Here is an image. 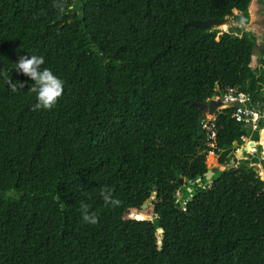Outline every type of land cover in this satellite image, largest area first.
I'll return each instance as SVG.
<instances>
[{
	"label": "trees",
	"instance_id": "16d2710c",
	"mask_svg": "<svg viewBox=\"0 0 264 264\" xmlns=\"http://www.w3.org/2000/svg\"><path fill=\"white\" fill-rule=\"evenodd\" d=\"M250 4L68 0L61 15L53 0H0V264H264V181L252 167L194 183L184 208L176 195L204 179L209 151L222 167L246 140L239 156H264V122L252 130L229 106L204 124L196 105L239 92L261 101L256 37L241 27ZM213 17L235 25L220 39L184 25ZM31 55L64 81L50 110H34V82L14 69ZM102 187L120 206L104 204ZM82 201L98 223L82 219Z\"/></svg>",
	"mask_w": 264,
	"mask_h": 264
},
{
	"label": "clouds",
	"instance_id": "9594fccd",
	"mask_svg": "<svg viewBox=\"0 0 264 264\" xmlns=\"http://www.w3.org/2000/svg\"><path fill=\"white\" fill-rule=\"evenodd\" d=\"M53 6L56 10L63 15L71 11L72 8L68 5V0H53ZM45 63L43 56L31 55L20 56L18 61L14 64V69L17 73H22L29 77L34 83L30 91L36 94V103L33 108L50 110L57 103L58 99L62 96L64 90V81L48 68H42ZM5 82L13 92L17 91V85L12 83L8 74L4 73ZM19 87L23 88L24 84L19 83ZM100 196L105 205L118 207L121 201L114 197V190L111 187H102L100 189ZM91 205L81 202L80 212L82 219L89 224L98 223V215L95 211H90Z\"/></svg>",
	"mask_w": 264,
	"mask_h": 264
},
{
	"label": "rangeland",
	"instance_id": "374dc122",
	"mask_svg": "<svg viewBox=\"0 0 264 264\" xmlns=\"http://www.w3.org/2000/svg\"><path fill=\"white\" fill-rule=\"evenodd\" d=\"M251 5H252L251 9L248 7L249 22L245 23V24H241V27L244 30L253 33L254 36L256 37V45H255L254 50H253L251 66L254 69H258V67L261 63V58H262V52H261L262 49L261 48H262L263 39H264V35L262 33L263 25H262V20L260 17L258 1L257 0H251ZM233 13H237V10L233 11ZM228 19H229V23H227V30L224 31V30H221V28H220V29H218L219 31L227 32V31H230L232 29V27L235 25V23L232 21L231 17H228ZM231 105H232V102L229 101V99L224 98L222 103L217 107V110H216L214 115H216L217 112L220 111L221 109L226 108V107L231 106ZM256 107L257 108L260 107V109H264V89L261 91V101L257 103ZM214 115L206 113L204 118H203L204 124H206L205 122H207L208 120L212 119ZM261 122L262 123L264 122V118H260L257 123L260 124ZM245 143L250 144L249 140H246L245 142H243L239 145L233 146L234 147L233 159L228 164L223 165V167L217 165L220 163L218 162V155L215 152L209 151L207 153L205 164H206V168H210V169H212V171H214V174L212 175V177L216 173H221L231 166L243 164L245 166L252 167L256 171V173L258 174L260 179L264 181V156H263V154L260 153V150L258 148H256V149H252L251 151H243L240 156L238 155L237 151ZM211 147H212V145H211ZM210 153H212L214 156L215 165L210 164V159H209V161H207L208 155ZM197 181H198V183H202V182H204V184L206 183L205 179H197ZM193 184L194 183H192L190 181L184 180L182 188L179 191H177V193H176L179 204L182 208H184L188 197L191 195V192H193V190H194ZM202 187H204L203 184H202ZM151 198H153V196H151ZM150 203H151V201L147 200L144 203V205H147Z\"/></svg>",
	"mask_w": 264,
	"mask_h": 264
},
{
	"label": "water",
	"instance_id": "95a60500",
	"mask_svg": "<svg viewBox=\"0 0 264 264\" xmlns=\"http://www.w3.org/2000/svg\"><path fill=\"white\" fill-rule=\"evenodd\" d=\"M74 14V13H73ZM229 23V19L228 17H224V18H208V19H204V20H200V19H194V20H190L187 21L186 23H184V25H193V26H197V27H202V28H216V29H220L221 26L223 24H227ZM222 30V29H221ZM224 31H219L217 34V39L221 38V35ZM222 103V101L220 100L219 97L217 96H213L210 98V100L207 103H198L196 104L199 109L202 111V118H204L205 114H215L217 107ZM216 116V115H214ZM213 116V117H214ZM214 174V171H212V169L207 168L206 172L204 173V179L206 180V183L204 184V188H208L212 182V175ZM197 179H201L200 175H197L194 179L189 180L192 183H196L198 182ZM189 189V188H188ZM156 190V187H154V191ZM153 198L149 197V201H153V199L155 198V194L156 192H153ZM189 200H191V197H188ZM146 206V205H144ZM159 233H161V229L158 230Z\"/></svg>",
	"mask_w": 264,
	"mask_h": 264
},
{
	"label": "built area",
	"instance_id": "2783aa9c",
	"mask_svg": "<svg viewBox=\"0 0 264 264\" xmlns=\"http://www.w3.org/2000/svg\"><path fill=\"white\" fill-rule=\"evenodd\" d=\"M224 98L232 102L231 106H236L234 114L237 121L251 127L252 130L258 129L259 124L257 122L260 118H264V109L257 108V104L254 107H250L248 105L250 102L248 95L242 92L225 95ZM224 98L222 97L220 100L223 101Z\"/></svg>",
	"mask_w": 264,
	"mask_h": 264
},
{
	"label": "flooded vegetation",
	"instance_id": "af4514ba",
	"mask_svg": "<svg viewBox=\"0 0 264 264\" xmlns=\"http://www.w3.org/2000/svg\"><path fill=\"white\" fill-rule=\"evenodd\" d=\"M258 4H259V11H260V17L262 20V25H263V29H262V33L264 35V0H257ZM262 58H261V63L259 65V68L264 70V39H263V45H262ZM264 78V75H263ZM262 89H264V85L262 87Z\"/></svg>",
	"mask_w": 264,
	"mask_h": 264
},
{
	"label": "bare ground",
	"instance_id": "6f19581e",
	"mask_svg": "<svg viewBox=\"0 0 264 264\" xmlns=\"http://www.w3.org/2000/svg\"><path fill=\"white\" fill-rule=\"evenodd\" d=\"M249 8H250V9L252 8V5H251V4H250ZM225 27H227V24H223V25L221 26V29H223V28H225Z\"/></svg>",
	"mask_w": 264,
	"mask_h": 264
},
{
	"label": "crops",
	"instance_id": "0c3cea01",
	"mask_svg": "<svg viewBox=\"0 0 264 264\" xmlns=\"http://www.w3.org/2000/svg\"><path fill=\"white\" fill-rule=\"evenodd\" d=\"M250 10V9H249Z\"/></svg>",
	"mask_w": 264,
	"mask_h": 264
}]
</instances>
